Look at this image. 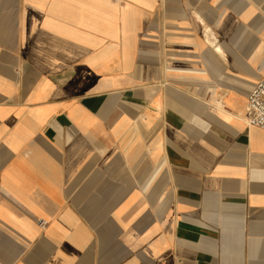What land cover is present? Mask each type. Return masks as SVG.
Returning <instances> with one entry per match:
<instances>
[{
	"label": "crops",
	"instance_id": "crops-1",
	"mask_svg": "<svg viewBox=\"0 0 264 264\" xmlns=\"http://www.w3.org/2000/svg\"><path fill=\"white\" fill-rule=\"evenodd\" d=\"M261 78L264 0H0V264H264Z\"/></svg>",
	"mask_w": 264,
	"mask_h": 264
},
{
	"label": "built area",
	"instance_id": "built-area-1",
	"mask_svg": "<svg viewBox=\"0 0 264 264\" xmlns=\"http://www.w3.org/2000/svg\"><path fill=\"white\" fill-rule=\"evenodd\" d=\"M248 124L264 129V78L254 83L248 94ZM42 226L47 225V221L40 220Z\"/></svg>",
	"mask_w": 264,
	"mask_h": 264
},
{
	"label": "bare ground",
	"instance_id": "bare-ground-1",
	"mask_svg": "<svg viewBox=\"0 0 264 264\" xmlns=\"http://www.w3.org/2000/svg\"><path fill=\"white\" fill-rule=\"evenodd\" d=\"M199 15V14H198ZM204 16V15H203ZM201 19V18H200ZM212 29H210V31H211ZM212 33V32H211ZM213 34V33H212ZM214 37H216V36H214ZM210 39V38H209ZM210 43V42H209ZM213 45V44H212Z\"/></svg>",
	"mask_w": 264,
	"mask_h": 264
}]
</instances>
